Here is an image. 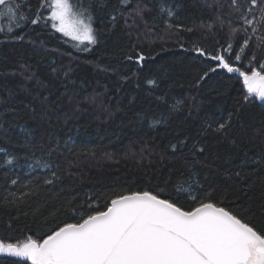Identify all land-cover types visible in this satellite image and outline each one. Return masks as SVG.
<instances>
[{"label":"trees","instance_id":"1","mask_svg":"<svg viewBox=\"0 0 264 264\" xmlns=\"http://www.w3.org/2000/svg\"><path fill=\"white\" fill-rule=\"evenodd\" d=\"M72 1L92 15L97 42L87 45L88 51L61 38L50 20L35 25L20 20L23 27H16L0 17V149L14 158V165L4 166L8 157L0 152V241L31 236L42 242L58 222H74L64 206L72 197L79 204L106 191L158 187L178 197V203H190L173 185L181 174L189 175L194 142L204 148L195 168L199 194H210L250 226H264V106L255 98L245 103L238 75L210 71L215 63L194 51L213 53L220 47L217 41L227 47L232 28H242L231 0H219V8L217 0ZM12 2L24 4L21 14L35 18L41 0ZM137 5L142 18L131 12ZM42 11L47 17L48 10ZM254 27L249 45H243L248 38L243 31L233 35V43L237 51L243 46L239 66L255 50L251 67L259 70L264 46H256L264 25ZM138 53L144 56L141 66ZM177 101L182 103L172 111ZM229 113L225 133L214 131L217 123L204 131L206 120L224 122ZM161 115L163 122L150 124ZM185 138L187 146L173 152L171 144ZM33 156L53 168L59 165L61 181L41 185L21 203L5 204V187L19 196L28 191L24 184L40 183L35 177L43 173L28 168ZM17 177L20 183L11 185ZM0 264L29 263L6 258Z\"/></svg>","mask_w":264,"mask_h":264},{"label":"snow or ice","instance_id":"2","mask_svg":"<svg viewBox=\"0 0 264 264\" xmlns=\"http://www.w3.org/2000/svg\"><path fill=\"white\" fill-rule=\"evenodd\" d=\"M131 2L132 0H120L121 5ZM230 6L238 14L242 28H232L227 47L223 41H217L220 47L213 53L200 47H195L194 51L200 57L215 63L210 71L219 69L238 75L245 90V103H250L252 98L264 103V61L259 63V70L251 67L256 61L254 50L248 63L239 66L243 62V46L237 51L233 43V35L243 31L248 36L243 45H249L251 35L257 32L254 25H264V0H231ZM23 7L24 4L13 3L12 0H0V17L16 27H23L20 20L25 23L30 20L35 25L41 19H47L56 32L81 45L85 42L87 45L97 42L91 23L92 15L82 5L75 6L70 0H41L35 18L28 17L26 13L21 14L20 9ZM217 7H222L219 0ZM77 8L79 10H75ZM42 9L48 10L47 17H44ZM28 10L30 11V6ZM161 11L165 9L161 8ZM131 12L142 18L143 9L139 5ZM167 15L171 17L173 13L168 10ZM249 27L252 29L251 33L247 32ZM12 31L11 26L7 28L8 33ZM18 39L22 40L23 36ZM262 46L264 37L258 38L256 47L260 49ZM81 50L88 51V47ZM127 59L131 61L133 56L130 54ZM136 60L142 62L143 54L138 53ZM246 68H250V71L245 70ZM151 83L153 81H149ZM181 103L177 101L171 110L177 111ZM164 119L163 115L161 118L153 117L150 124L161 123ZM213 123L218 124L214 131L225 133L231 124V113L224 122H219V118L215 121L206 120L204 131L211 128ZM186 139L171 144V150L176 152L186 147ZM0 152L8 157L3 160L4 166L14 165V158L6 149H0ZM203 152L204 148L194 142L189 151L192 159L187 163L189 175L184 177L181 174L173 185L175 192L185 193L190 203H178V197L158 187L143 191H106L95 198L88 196L79 204L72 197L64 202V206L73 213L74 222H58L42 242L31 236L16 243L0 241V254L18 257L30 264H264V226H250V222L242 215L231 208L220 206L222 202L213 201L210 194H199L202 185L195 179L198 175L195 168L200 162L198 154ZM50 154L51 150L48 155ZM30 159L34 163H29V171L39 169L43 173L35 177L40 183H36L34 187L32 181L24 184L23 187H27L28 191L21 192L19 196L5 187V204L21 203L29 195L40 191L41 185L54 186L61 181L59 165L53 168L48 160L35 156ZM7 175L6 171L5 176ZM236 175L240 176V172ZM18 183L20 177L11 180V185ZM60 191L63 192L64 189L61 188ZM8 197L12 199L9 200Z\"/></svg>","mask_w":264,"mask_h":264},{"label":"rangeland","instance_id":"3","mask_svg":"<svg viewBox=\"0 0 264 264\" xmlns=\"http://www.w3.org/2000/svg\"><path fill=\"white\" fill-rule=\"evenodd\" d=\"M70 2L73 4V5H75L76 6V3H74L72 0H70ZM48 15H49V13H48ZM51 22V21H50ZM54 31H55V29H54ZM56 32V31H55ZM61 38H63L65 41H67L68 43H70L76 50H78V51H82L81 49H83L85 46H87V42H85V44H83V45H81V44H79V42H77V41H73V40H71V38H69V37H64L61 33H58V32H56ZM144 61V60H143ZM142 61V62H143ZM137 64L138 65H142V63L140 64L139 62H137Z\"/></svg>","mask_w":264,"mask_h":264},{"label":"water","instance_id":"4","mask_svg":"<svg viewBox=\"0 0 264 264\" xmlns=\"http://www.w3.org/2000/svg\"><path fill=\"white\" fill-rule=\"evenodd\" d=\"M140 64L142 63V62H139ZM139 66H141V65H139ZM218 71H220V72H222L221 70H219L218 69ZM231 75H237V74H231ZM257 102H258V104H260L261 106H264V103H262L261 101H259V100H257ZM6 258H10V259H12V260H15V261H17L18 263H29L30 264V262H27V261H25V260H23V259H21V258H18V257H12V256H9L8 254H0V260H2V259H6Z\"/></svg>","mask_w":264,"mask_h":264}]
</instances>
